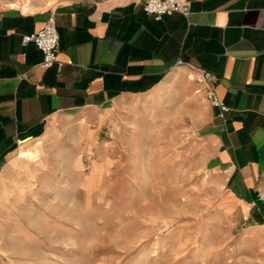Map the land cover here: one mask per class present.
Listing matches in <instances>:
<instances>
[{
	"label": "crops",
	"instance_id": "1",
	"mask_svg": "<svg viewBox=\"0 0 264 264\" xmlns=\"http://www.w3.org/2000/svg\"><path fill=\"white\" fill-rule=\"evenodd\" d=\"M190 11L156 21L144 0L0 1V184L52 134L72 138L64 147L77 155L117 153L123 109L170 100L199 121L188 157L210 198L264 253V0H190ZM51 13L61 70L22 46ZM201 71L214 76L225 118L197 83Z\"/></svg>",
	"mask_w": 264,
	"mask_h": 264
},
{
	"label": "rangeland",
	"instance_id": "2",
	"mask_svg": "<svg viewBox=\"0 0 264 264\" xmlns=\"http://www.w3.org/2000/svg\"><path fill=\"white\" fill-rule=\"evenodd\" d=\"M159 103L123 109L117 153L77 155L64 147L72 138L52 134L45 150L6 169L0 264H264L192 168L191 107Z\"/></svg>",
	"mask_w": 264,
	"mask_h": 264
},
{
	"label": "built area",
	"instance_id": "3",
	"mask_svg": "<svg viewBox=\"0 0 264 264\" xmlns=\"http://www.w3.org/2000/svg\"><path fill=\"white\" fill-rule=\"evenodd\" d=\"M144 11L156 21H161L165 16H170L174 13L189 17L191 14L190 0H144ZM30 44H34L42 52L43 61L40 65L42 68L48 69L57 65L59 70L62 69L63 64L58 59L60 35L53 13L50 14L44 26L39 31L22 37L23 47H27ZM196 81L203 86L207 100L220 110L219 117L225 118L230 109L216 94L214 89V76L210 72L201 71Z\"/></svg>",
	"mask_w": 264,
	"mask_h": 264
}]
</instances>
